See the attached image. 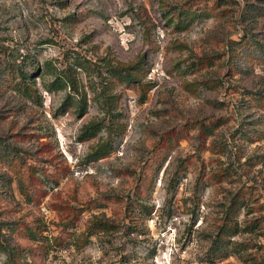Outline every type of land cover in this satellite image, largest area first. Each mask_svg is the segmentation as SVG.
<instances>
[{
    "label": "rangeland",
    "instance_id": "374dc122",
    "mask_svg": "<svg viewBox=\"0 0 264 264\" xmlns=\"http://www.w3.org/2000/svg\"><path fill=\"white\" fill-rule=\"evenodd\" d=\"M141 57L146 99L116 81L108 108L104 60ZM7 63L38 96L0 72V264H11V222L29 210L41 234L22 264H264V0H0V70ZM67 69L80 92L48 89ZM89 120L101 127L84 137ZM106 140L111 150L90 158ZM242 188L251 193L235 219L256 225L221 247L218 225ZM94 214L117 224L80 244Z\"/></svg>",
    "mask_w": 264,
    "mask_h": 264
},
{
    "label": "trees",
    "instance_id": "16d2710c",
    "mask_svg": "<svg viewBox=\"0 0 264 264\" xmlns=\"http://www.w3.org/2000/svg\"><path fill=\"white\" fill-rule=\"evenodd\" d=\"M190 6L187 7H180L178 16L181 18V13L186 15L190 14ZM253 40V39H252ZM255 40V39H254ZM249 42V34L244 35L241 39L236 41V46L239 51H244L241 46L246 45ZM254 44V42H252ZM234 62L239 58L238 56L234 57ZM84 64V60L77 59L74 61V66H82ZM105 66V71L108 73L107 76H104V92L106 96V104L108 108H112L114 103L117 101L118 95L115 92H112V86L115 84L116 81L124 82L125 84L131 83L134 89L138 93L139 101H144L147 97V92L151 87V84L147 81H143L142 76L145 74L146 69L144 67V59L143 57L134 60V61H122L115 58H108L105 59L103 62ZM15 65L11 66L10 63H7L2 67L0 70L3 76L8 77V81L12 82L13 87L20 90L23 94L27 95L28 97L32 98L34 101L37 100V89L29 85L26 78L28 74L24 71L22 67L14 68ZM74 70V69H73ZM4 79V78H3ZM18 79V81H17ZM21 81L24 84L21 86ZM8 84V83H7ZM79 84L80 80L75 74L74 71L71 69H67L61 75H55L49 85L48 89H60L65 88L66 86L69 89L77 92L79 91ZM71 95H67L64 99L65 101L62 102V111L65 110L66 104L70 102ZM76 106L78 111L83 112L86 108V93L84 92L79 98L76 99ZM112 115H114L112 113ZM117 115H120L119 113ZM115 126V121L110 122L108 129L113 130ZM101 124L99 120H89L86 124H84L82 128V134L84 137H92L96 134V132L100 129ZM112 148V144L110 141H101L97 142L95 145L92 146V149L89 153V157L92 159L100 158L106 155ZM9 167L14 169V172L18 173V183L19 188L22 194L26 197L27 200L32 201L35 200V195L28 190L27 180H28V171H21L19 169V164L15 163L14 157L9 158ZM37 169V168H36ZM20 170V171H19ZM220 175L222 172L219 173ZM26 181V183H25ZM251 193V189H239L236 191L232 196L229 205L226 208L225 215L218 225V231L216 233V240L219 241L221 247L229 244L230 235L236 234L239 230H249L253 229L256 225V220H249L246 222L245 225H239V222L235 219L236 215L238 214L241 207L246 205L247 198ZM105 198H110V195L105 196ZM136 204H140L139 200L133 198L131 200ZM127 202V201H126ZM254 207H248L249 210H254ZM84 207L73 208L66 217V220L63 221V225L65 227H74L75 222L82 212ZM32 210H29L27 214H25L24 219L16 218L13 222H11V235H14L15 243L13 245L8 246V252L11 259V264H22L20 259L23 257V251H27L28 249H32V245L30 244L31 241L38 239L39 234H41V228L38 223L33 224L32 220ZM3 224H6L5 222ZM2 224V225H3ZM116 222L114 219L105 216L94 214L88 221L85 226V231L83 234V238L81 239L80 244H84L88 241L90 235L96 233L100 230L108 229L109 227L116 226ZM0 232H1V224H0ZM9 235V233H8ZM214 239V242H215ZM239 242H236L238 245ZM1 244V240H0ZM213 260V259H212Z\"/></svg>",
    "mask_w": 264,
    "mask_h": 264
}]
</instances>
